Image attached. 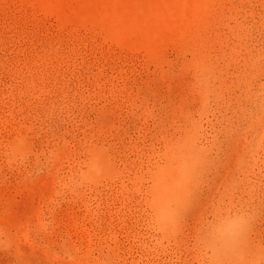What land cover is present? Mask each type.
Wrapping results in <instances>:
<instances>
[{
  "label": "rangeland",
  "instance_id": "374dc122",
  "mask_svg": "<svg viewBox=\"0 0 264 264\" xmlns=\"http://www.w3.org/2000/svg\"><path fill=\"white\" fill-rule=\"evenodd\" d=\"M0 264H264V0H0Z\"/></svg>",
  "mask_w": 264,
  "mask_h": 264
}]
</instances>
